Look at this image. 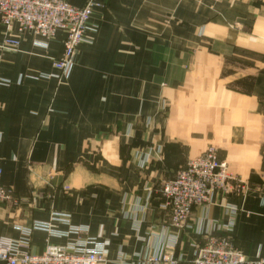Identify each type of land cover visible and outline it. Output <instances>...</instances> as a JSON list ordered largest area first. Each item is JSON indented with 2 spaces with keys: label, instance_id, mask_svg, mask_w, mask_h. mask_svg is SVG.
<instances>
[{
  "label": "crops",
  "instance_id": "obj_1",
  "mask_svg": "<svg viewBox=\"0 0 264 264\" xmlns=\"http://www.w3.org/2000/svg\"><path fill=\"white\" fill-rule=\"evenodd\" d=\"M101 1L68 80L62 32L0 49V186L18 199L0 206V238L64 212L94 242L34 232L32 254L100 243L102 264H144L178 235L175 264H193L226 235L264 259V0ZM210 145L233 180L179 232L161 189Z\"/></svg>",
  "mask_w": 264,
  "mask_h": 264
},
{
  "label": "built area",
  "instance_id": "obj_2",
  "mask_svg": "<svg viewBox=\"0 0 264 264\" xmlns=\"http://www.w3.org/2000/svg\"><path fill=\"white\" fill-rule=\"evenodd\" d=\"M101 0H87L83 7H76L65 0H0L1 22L6 36L0 44L2 51L17 52L21 47L20 36L31 34L35 45L44 49L59 32L64 34V51L53 66L59 80H68L75 67V56L82 42L86 40L89 22ZM43 78H50L42 74ZM0 83L9 84L5 79ZM233 180L228 166L221 161L216 148L209 146L202 154L189 160L174 179L163 184L161 193L170 213V226L182 232L196 207L209 204L215 192H227ZM15 203L13 191L0 186V206ZM54 224L67 230H60ZM22 234L19 240L0 238V261L7 264H102L105 246L95 243L90 248L78 242L63 245H48L41 254L31 252V237L34 232H44L50 237L69 239L72 234L85 237L87 230L72 226L71 216L64 212H53L48 221H35L31 226L18 227ZM178 235L172 236L170 244L158 249L144 261V264H175L172 254ZM193 264H264V259L249 260L238 250L226 235L209 236L197 249Z\"/></svg>",
  "mask_w": 264,
  "mask_h": 264
},
{
  "label": "rangeland",
  "instance_id": "obj_3",
  "mask_svg": "<svg viewBox=\"0 0 264 264\" xmlns=\"http://www.w3.org/2000/svg\"><path fill=\"white\" fill-rule=\"evenodd\" d=\"M210 146L216 148V147L213 146V145H210ZM216 149H217V148H216ZM67 189H68V188H67ZM13 196H14V199H15V203H6V204L13 205V204H16V203H17L18 199L16 198V194H15V192H13Z\"/></svg>",
  "mask_w": 264,
  "mask_h": 264
}]
</instances>
